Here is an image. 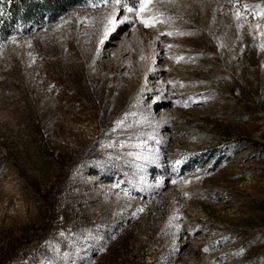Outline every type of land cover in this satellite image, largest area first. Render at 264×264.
<instances>
[{
  "label": "rangeland",
  "instance_id": "374dc122",
  "mask_svg": "<svg viewBox=\"0 0 264 264\" xmlns=\"http://www.w3.org/2000/svg\"><path fill=\"white\" fill-rule=\"evenodd\" d=\"M138 3L0 41V264H264V0Z\"/></svg>",
  "mask_w": 264,
  "mask_h": 264
},
{
  "label": "trees",
  "instance_id": "16d2710c",
  "mask_svg": "<svg viewBox=\"0 0 264 264\" xmlns=\"http://www.w3.org/2000/svg\"><path fill=\"white\" fill-rule=\"evenodd\" d=\"M65 9V0H0V41H4L11 34L18 35L20 28L23 30L27 26L37 24L44 14L54 16L58 11ZM116 31H112L104 46Z\"/></svg>",
  "mask_w": 264,
  "mask_h": 264
},
{
  "label": "snow or ice",
  "instance_id": "6c2138e0",
  "mask_svg": "<svg viewBox=\"0 0 264 264\" xmlns=\"http://www.w3.org/2000/svg\"><path fill=\"white\" fill-rule=\"evenodd\" d=\"M151 2H152V0H147V2H145V0H139L137 15H140L141 13L145 12ZM116 3L120 4L121 0H116ZM93 6H96V5H93ZM127 11L129 13H132L134 11V8L133 7H127ZM152 18L155 19L154 16ZM125 19H127V18H125ZM141 22L145 23L144 20H142ZM159 22L163 23L164 21L161 20ZM145 26L147 27L149 25L147 23H145ZM141 211H142V209H141Z\"/></svg>",
  "mask_w": 264,
  "mask_h": 264
}]
</instances>
